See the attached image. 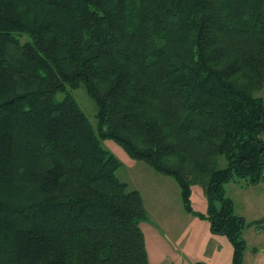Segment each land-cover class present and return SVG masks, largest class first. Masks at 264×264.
Segmentation results:
<instances>
[{
	"label": "trees",
	"instance_id": "16d2710c",
	"mask_svg": "<svg viewBox=\"0 0 264 264\" xmlns=\"http://www.w3.org/2000/svg\"><path fill=\"white\" fill-rule=\"evenodd\" d=\"M262 87L264 0H0V264H150L104 138L173 177L242 264L224 185L264 179Z\"/></svg>",
	"mask_w": 264,
	"mask_h": 264
},
{
	"label": "rangeland",
	"instance_id": "374dc122",
	"mask_svg": "<svg viewBox=\"0 0 264 264\" xmlns=\"http://www.w3.org/2000/svg\"><path fill=\"white\" fill-rule=\"evenodd\" d=\"M71 92L95 125L96 107L84 87L79 86ZM255 94L264 96V87ZM58 97L61 95L58 94ZM101 143L121 162L116 171L117 177L126 181L130 188L140 190L148 217L140 225L145 234L151 264H188L191 261L190 264H193L195 260L219 264L217 261H222L227 247L232 249L230 241L224 235L211 232L208 219L185 211L180 188L174 178L154 170L142 160L132 158L110 138L102 139ZM225 164V158L221 157L220 165ZM225 188L226 195L234 201V212L242 213L247 223L242 231L247 261H242V264H251L255 258L264 259V179L252 185L248 177H239L225 183ZM192 189L191 204L194 211L205 213L207 198L202 186L195 184ZM257 228L262 230L260 235H256ZM213 240H222L226 245L214 249L211 244Z\"/></svg>",
	"mask_w": 264,
	"mask_h": 264
},
{
	"label": "crops",
	"instance_id": "0c3cea01",
	"mask_svg": "<svg viewBox=\"0 0 264 264\" xmlns=\"http://www.w3.org/2000/svg\"><path fill=\"white\" fill-rule=\"evenodd\" d=\"M230 182V181H229ZM229 182H227V183H229ZM226 183V184H227ZM250 184V183H249ZM247 185V184H246ZM252 185H255V184H252ZM241 187H243V185L241 186ZM224 188H225V185H224ZM140 191V190H139ZM225 193H226V188H225ZM228 197H230L229 195H227ZM231 198V197H230ZM232 199V198H231ZM248 200V199H247ZM232 201H233V199H232ZM262 203H264V202H262ZM233 208H234V201H233ZM262 208H264V205H262ZM236 214H239V215H241V216H243L244 217V215H242V213L240 214V213H236ZM245 218V217H244ZM261 228H257L256 229V235H260L261 234V232H262V230H260ZM212 245H213V247H214V249H216V248H220V247H222L223 245H226L225 244V242L224 241H222V240H213L212 241V243H211ZM147 252H148V250H147ZM216 252H217V250H216ZM232 253H233V248L232 249H230V248H228L227 247V251H226V253L224 254V256H222L221 258V260L222 261H217L219 264H229L230 262H231V259H232ZM253 253V252H252ZM247 254H246V252H245V254H244V259H243V262H246L247 260H246V256ZM251 255H253V254H251ZM165 257H167V256H165ZM148 258H149V253H148ZM218 260H220V259H218ZM196 261H198V260H195V262ZM149 262H150V260H149ZM188 262V261H187ZM192 262V261H191ZM191 262H188V264H190ZM150 264H151V262H150ZM156 264H158V263H156ZM251 264H264V259H260V258H255V259H253L252 260V263Z\"/></svg>",
	"mask_w": 264,
	"mask_h": 264
}]
</instances>
